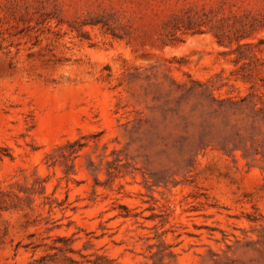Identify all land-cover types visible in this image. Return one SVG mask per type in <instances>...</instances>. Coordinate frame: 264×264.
<instances>
[{
	"label": "rangeland",
	"instance_id": "1",
	"mask_svg": "<svg viewBox=\"0 0 264 264\" xmlns=\"http://www.w3.org/2000/svg\"><path fill=\"white\" fill-rule=\"evenodd\" d=\"M0 264H264V0H0Z\"/></svg>",
	"mask_w": 264,
	"mask_h": 264
}]
</instances>
